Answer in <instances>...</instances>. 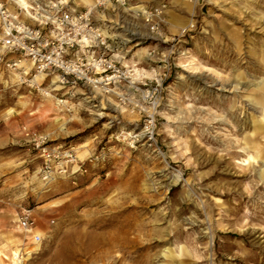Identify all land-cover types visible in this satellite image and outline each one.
Instances as JSON below:
<instances>
[{
  "label": "rangeland",
  "instance_id": "rangeland-1",
  "mask_svg": "<svg viewBox=\"0 0 264 264\" xmlns=\"http://www.w3.org/2000/svg\"><path fill=\"white\" fill-rule=\"evenodd\" d=\"M50 1L90 13L91 23L113 48L108 54L132 71L121 89L128 101L96 90H57L45 96L39 90L47 89L53 77L12 81L14 73L0 66V251L9 258L0 264H61L58 203L64 186L71 187L67 194L72 198L84 187L111 181L114 187L97 191L96 201L128 198L134 204L138 195L129 189L157 188L146 196L157 194L154 212L160 218L145 214L138 219L156 226L167 241L133 254L137 257L124 264H167L165 247L175 254L178 247L192 251V240L204 253L202 259L182 257L172 264H264V179L258 177L263 167L259 161L249 167L236 164L243 157L237 151L251 131V117L259 112L248 98L251 83L264 80V0H125V7L94 4L90 10L81 0ZM237 75L242 80L233 90ZM138 82L144 98L131 89ZM40 83L39 90L32 86ZM148 121L153 126L146 130ZM22 128L50 145L73 148L86 163L85 171L43 182L41 162ZM255 142L264 155V138L257 136ZM186 194L191 195L189 210L171 216L170 206L179 208L172 201ZM215 202L219 208L196 217L192 206ZM91 209L82 206L77 212L86 215ZM24 215L36 224L31 232L18 226ZM225 230L237 235L225 237ZM23 234L30 239L11 251L3 248ZM34 235L40 236L38 243ZM147 242L154 241L145 237ZM224 243L233 247H221Z\"/></svg>",
  "mask_w": 264,
  "mask_h": 264
},
{
  "label": "built area",
  "instance_id": "built-area-1",
  "mask_svg": "<svg viewBox=\"0 0 264 264\" xmlns=\"http://www.w3.org/2000/svg\"><path fill=\"white\" fill-rule=\"evenodd\" d=\"M113 3L126 6L125 0H94L95 7ZM59 7L50 0H0V66L17 73L22 83L37 76L53 77L59 91L96 90L127 102L122 90L129 84L132 71L108 54L113 48L102 31L91 23L88 11L76 13ZM137 84L131 89L144 98L143 87ZM40 85L32 86L39 90ZM40 90L47 96L44 89ZM152 126V121H148L146 130ZM22 131L41 162L39 176L43 182L85 171L86 163L78 160L73 148L53 146L41 135L25 128ZM86 162L90 163L91 159ZM18 226L24 232L36 228L28 215L19 218ZM33 241L38 243L40 236L34 235ZM15 262L20 264L18 260Z\"/></svg>",
  "mask_w": 264,
  "mask_h": 264
},
{
  "label": "bare ground",
  "instance_id": "bare-ground-1",
  "mask_svg": "<svg viewBox=\"0 0 264 264\" xmlns=\"http://www.w3.org/2000/svg\"><path fill=\"white\" fill-rule=\"evenodd\" d=\"M84 5H87L89 10L92 8L94 3L92 0H81ZM179 33H183L184 28H180ZM103 32V31H102ZM104 33V32H103ZM231 38V37H230ZM233 43V39H230ZM236 49V48H235ZM145 53L142 50L138 56ZM235 52L234 54H237ZM186 53L182 54L185 55ZM27 70L26 65H22ZM192 69H197L192 67ZM138 72V69H134ZM147 74L146 72H144ZM11 80H18V74H11ZM235 82L231 87L237 89L240 85L242 78L240 75L234 77ZM42 77L37 76L34 78L33 82L41 81ZM251 85L253 94L249 96L250 103L259 109L257 116L251 117V131L246 133L243 137V147H240L237 151L242 153L243 157L240 158L236 164L240 167H249L251 164L261 162L262 170L258 173L260 179H264V155L259 148V145L255 142V138L260 136L264 138V80L257 82H252ZM250 85V86H251ZM41 91V90H40ZM46 92L47 96L51 97L50 93L57 91L55 80L52 79L47 89L42 90ZM24 105V104H22ZM13 111L9 110L8 114ZM57 120V119H56ZM63 124L60 125L62 129ZM128 136H132V133H127ZM83 153L79 154L81 156ZM179 175L173 176L171 183H175L179 180ZM170 185V186H173ZM74 188L78 187L76 184H72ZM114 187V182H108L101 187L98 186H88L80 190V193L70 198L67 192L71 189L69 186H64L62 190V196L58 203V211L61 219V236H60V260L61 264H124L126 259H134L132 255L144 251L146 249H151L152 245L158 243H167V241L162 240L164 235H161V231L156 229V226H149L148 222L144 220H139L145 214H149L154 218V221L160 218V213L154 212L157 207L155 201L156 193L152 196H146V193L150 190L156 191L157 188H153L147 184L134 187V189H129L128 192L138 195V198L134 204L130 203L128 198H124L123 202L117 203L115 201L107 200L96 201L94 199L97 191L109 190ZM170 192L173 189H169ZM127 192V193H128ZM191 200V195L186 194L185 198L174 199L172 202L178 203L179 208L175 209L172 205L169 210L171 216L179 217L183 213L189 210L187 202ZM89 206L91 209L86 215H81L77 211L79 207ZM219 208V203L215 202L211 207L210 203H203V208L199 206H192L193 212L196 217H203L211 212V208ZM208 210V211H207ZM207 211V212H206ZM188 223L189 229H193L194 225ZM149 227V229H147ZM176 227L171 229L174 232ZM28 232V231H27ZM26 232V233H27ZM219 233V232H218ZM242 233V232H241ZM223 236L232 238L236 232L225 230L222 232ZM176 235V232L173 233ZM246 235H241L242 240L248 244ZM150 237L153 243H144V238ZM24 239L29 240L28 234H23L22 237L13 236L12 240L8 242L7 245L3 246L4 249L10 250L12 247H17ZM211 241L213 239L211 237ZM192 251L185 249L184 247H178L177 253L175 254L172 249L165 247L163 249V257L170 261L167 264H172L173 259L182 257H192L199 261L202 259V255L197 246V241L192 240ZM232 248L233 244L224 243L221 247ZM11 251V250H10ZM206 251H209L207 247ZM210 258L212 254L206 253ZM12 256L17 257L16 251H12ZM9 259L5 256L2 251H0V261ZM181 260H179L180 262ZM182 263V262H180Z\"/></svg>",
  "mask_w": 264,
  "mask_h": 264
}]
</instances>
